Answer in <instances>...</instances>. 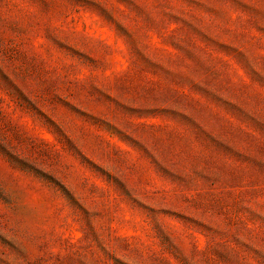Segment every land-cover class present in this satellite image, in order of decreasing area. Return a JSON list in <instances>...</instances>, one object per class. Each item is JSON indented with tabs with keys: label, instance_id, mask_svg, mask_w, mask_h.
Wrapping results in <instances>:
<instances>
[{
	"label": "rangeland",
	"instance_id": "374dc122",
	"mask_svg": "<svg viewBox=\"0 0 264 264\" xmlns=\"http://www.w3.org/2000/svg\"><path fill=\"white\" fill-rule=\"evenodd\" d=\"M0 264H264V0H0Z\"/></svg>",
	"mask_w": 264,
	"mask_h": 264
}]
</instances>
